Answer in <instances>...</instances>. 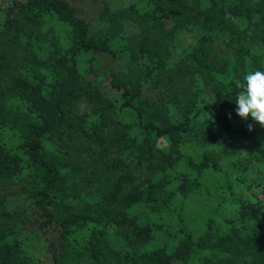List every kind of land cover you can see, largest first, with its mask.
<instances>
[{"label":"trees","instance_id":"obj_1","mask_svg":"<svg viewBox=\"0 0 264 264\" xmlns=\"http://www.w3.org/2000/svg\"><path fill=\"white\" fill-rule=\"evenodd\" d=\"M97 19L71 0L0 2V180L18 189L1 213L24 206L49 253L32 262L8 224L0 264H264V181L214 230V214L197 234L165 228L206 174L232 196L246 144L264 164L233 83L264 71V0H131ZM187 71L190 95L164 99Z\"/></svg>","mask_w":264,"mask_h":264},{"label":"rangeland","instance_id":"obj_2","mask_svg":"<svg viewBox=\"0 0 264 264\" xmlns=\"http://www.w3.org/2000/svg\"><path fill=\"white\" fill-rule=\"evenodd\" d=\"M73 3L79 5L81 9V14L90 21L91 25L98 22L97 14L103 9L109 11L116 10L118 8L124 7L131 0H71ZM0 2H5V0H0ZM179 46L185 45V40H179L176 42ZM212 56V55H211ZM174 78L167 83L165 79L159 87L160 95L164 99H170L173 95L178 97L177 102L179 105L182 104L183 97L190 95V89L188 87V79L190 78V72L187 71L183 74L173 73ZM175 93V94H174ZM216 139L222 140L223 134L220 133ZM78 140L73 137L72 140H64L63 146L69 150V155L71 156L77 153L76 146ZM158 145L165 146L164 141L159 140ZM253 151L252 142L251 144H246L242 149L240 154L241 157L248 155L251 159V163L247 165L246 169L241 167L233 169L231 175L227 177V184L229 186L232 196H229L227 190L220 184V173H210L206 174L202 179L203 183L201 188L196 191L194 195H191L183 204V209L181 212L182 224L175 218H171L168 224H165V228L168 230L181 228L183 225L186 230L192 234H197L205 229V218L206 216L215 215V222L213 230L216 229L220 222L221 217L230 216L233 214L236 203L235 198H243L250 201H255L258 197V188L255 186L257 182L264 181V164L257 162L250 156V152ZM86 155H83L84 159ZM227 161H223L222 165H225ZM85 164V162H82ZM137 180L140 181L143 178V173L141 171L135 172ZM18 193L17 187L8 184L7 181L0 180V226L18 225L19 234L18 239L21 241V248L25 255H27L32 262L47 261L49 258V253L47 252L41 235L39 233H34V228L24 218V206L19 205L15 207L14 215L10 217H5L1 213L5 204L7 197H11ZM21 222V220H23ZM17 226V228H18Z\"/></svg>","mask_w":264,"mask_h":264},{"label":"clouds","instance_id":"obj_3","mask_svg":"<svg viewBox=\"0 0 264 264\" xmlns=\"http://www.w3.org/2000/svg\"><path fill=\"white\" fill-rule=\"evenodd\" d=\"M238 93L235 99L236 115L247 122L248 131L254 130L255 125L264 128V71L255 70L246 73L242 79H234Z\"/></svg>","mask_w":264,"mask_h":264}]
</instances>
